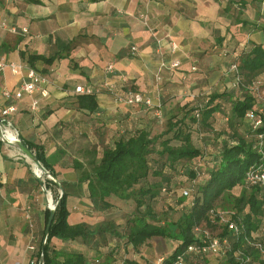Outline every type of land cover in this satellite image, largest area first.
<instances>
[{"label":"crops","instance_id":"1","mask_svg":"<svg viewBox=\"0 0 264 264\" xmlns=\"http://www.w3.org/2000/svg\"><path fill=\"white\" fill-rule=\"evenodd\" d=\"M228 7L229 0H0V56L20 64L0 75V110L16 105L17 111L8 119L20 138L44 148L69 193L70 224L97 226L107 219L104 214L115 212L92 207L89 180L82 178L105 149L139 130L161 133L180 106L203 94L229 90L225 85L238 52L246 43H264V6L256 10L255 19L246 16L247 9L239 13V7ZM254 21L256 34L249 33ZM12 27L17 31H11ZM176 60L179 67H172ZM29 69L45 78L47 95L5 97L4 89L15 92L28 80ZM124 84L160 104V117L145 106L117 103L109 86ZM77 85L100 90L94 111L80 106ZM77 161L81 169L75 167ZM49 197L25 156L4 144L0 151V264L36 263ZM251 236L264 243V227ZM169 240L153 237L140 253L131 251L129 256L159 264L164 251L159 244L168 247ZM75 243L84 242L51 241L56 250L84 249Z\"/></svg>","mask_w":264,"mask_h":264},{"label":"trees","instance_id":"2","mask_svg":"<svg viewBox=\"0 0 264 264\" xmlns=\"http://www.w3.org/2000/svg\"><path fill=\"white\" fill-rule=\"evenodd\" d=\"M253 1H257L259 6L264 3V0ZM249 4L248 0H229L228 8L239 7L240 13ZM237 56L238 61H235L241 79L237 88L203 94L180 106L178 112L167 119L165 132L159 135L143 129L132 136L121 137L114 147L104 150L91 172L83 174L82 178L89 180L88 189L95 209L111 211L114 207L111 197L134 198L135 209L124 230L119 231L113 222L97 226L86 222L70 224L69 193L61 182L64 193L59 192L56 198L44 264L102 263L99 258L91 262L83 251L53 249V238L82 240L96 249L98 255L103 254L100 253L103 241L106 245L112 243V249L104 252L102 264H110L113 260L118 264H150L129 254L131 251L140 253L153 237L168 238L177 243L163 264H174L181 256L182 264H210L213 258L218 259L215 264H238V249L249 256L245 264H264V254L244 239V235L250 236L252 231L264 227L259 189L249 188L244 182L249 168H264V95L260 98V90L246 87L249 81L256 79L254 75L264 72V43H246ZM33 58L30 56V60ZM79 102L89 111H94L98 105L95 94H81ZM249 112L263 122L255 125L247 116ZM195 136L211 141L214 144L212 151H208L206 145L198 146ZM20 139L57 178L53 164L45 157L44 148ZM3 146L0 139V151ZM75 167L81 169L83 165L77 161ZM178 174L180 180L176 182ZM153 177L160 178L152 180ZM46 185L58 186L53 180L46 181ZM241 186H244L241 194H234L233 190ZM245 187L251 193L246 192ZM184 189L189 190V196L183 195ZM220 200L223 201L220 203ZM170 210H174L176 216ZM49 214L50 210L47 211V220ZM220 214L243 225L244 235H235L229 230L220 221ZM211 227L217 228L216 234ZM198 228L209 229L213 235L228 238L230 249L223 255L200 250L189 252V246L205 244L204 235ZM44 237L45 231L35 264H39Z\"/></svg>","mask_w":264,"mask_h":264},{"label":"built area","instance_id":"3","mask_svg":"<svg viewBox=\"0 0 264 264\" xmlns=\"http://www.w3.org/2000/svg\"><path fill=\"white\" fill-rule=\"evenodd\" d=\"M3 27L7 28L5 24H3ZM10 30L13 32L17 31L15 27L10 28ZM23 31L26 33L28 32L26 28H24ZM131 50L133 51V53L137 52V47L132 46ZM172 50L173 51L177 50L176 44L172 45ZM165 65L166 62L163 61L162 66ZM179 65L180 62L178 60L172 62L171 64L172 67H179ZM7 67H10L12 69H17L20 68V64L8 61L4 57L0 56V75L3 72V70ZM108 71L112 73L113 67L109 66ZM238 72L239 69L237 63L235 62L231 64L229 73H231L234 76L237 85L240 83L241 80ZM45 82L46 80L41 74H38L34 69H29L28 80L22 82L19 89L16 90L15 92H10L9 90L4 89L3 95L7 98L14 97L16 99H21L24 94L33 95L36 92H40L43 96H46L47 90L43 88ZM109 88L112 91L114 95V99L117 103L125 104L128 106H145L149 110H154V114L160 117L161 115L160 104L155 103L150 96H147L143 92L137 91L130 86H126V84L122 85V87H117L116 85H110ZM75 92L78 94H97L100 92V90L97 88H93L92 86L77 85L75 87ZM36 104L37 101L34 100L33 107H35ZM15 111H17L16 105H10L2 108L0 110V119L5 134H6L5 128L13 129L16 133V136L14 138H18L19 137L18 131L15 129L13 122L8 119L11 113ZM247 116L252 118L254 124L257 126L263 122L261 118L255 117L253 112H249ZM244 182L246 186H248L249 188L259 189L260 198L262 201L263 222H264V168L262 166H254L249 168L245 172ZM183 195L189 196V190L184 189ZM220 221L226 224L228 229L233 231L235 235H244V231H245L244 226L238 224L234 220L227 219L226 215L220 214ZM198 230L202 231L205 238V244L200 245L198 247L191 245L187 249L189 252L200 250L202 252L223 255L230 249L228 238L225 237L220 238L219 236L213 235L211 231H209V229L198 228ZM244 239L246 240L247 244H251L252 246L258 248L259 251L262 254H264V243H262L260 240H258L257 238L251 235L250 236L244 235ZM236 255H237L238 264H245L249 260V256L245 254L244 250L242 249H238L236 251ZM164 259L165 256H161L160 258H158V263L163 264ZM174 264H182V256L178 257V259L175 261Z\"/></svg>","mask_w":264,"mask_h":264},{"label":"rangeland","instance_id":"4","mask_svg":"<svg viewBox=\"0 0 264 264\" xmlns=\"http://www.w3.org/2000/svg\"><path fill=\"white\" fill-rule=\"evenodd\" d=\"M261 6H264V3H262L261 4ZM260 7L259 6V4L257 3V1H253L252 3H250L249 4V6H248V8H247V10H246V16L247 15H249V17L248 18H256V10L258 9V8ZM245 14V13H244ZM243 17V16H242ZM249 23H251L252 24V22H250V21H248ZM257 22H260V21H257ZM263 23H264V19H263V21H262ZM254 23H255V21L253 22V26L251 27H249V29H251L250 31H249V33H252V32H256V28H257V26H255L254 25ZM263 31H264V28H263ZM256 34V33H255ZM256 37V36H255ZM257 38V37H256ZM260 38V37H259ZM233 47H236V46H233ZM236 61H238V59L236 60ZM235 60H233V62H236ZM229 77V79H228V81L226 82V85H225V87L227 88L228 87V89L230 90V89H234V88H237V84H236V82H235V78H234V76L230 73V76H228ZM254 77L256 78L255 80H252V81H249V83L250 84H248L246 87L248 88V87H250V88H252V89H258V90H260L259 92H258V94H259V96H260V98H263V95H264V72L262 73H259V74H257V75H254ZM246 80V79H245ZM243 81V80H242ZM229 82V84H227ZM254 82V83H253ZM262 82V83H261ZM240 85V84H239ZM252 91V90H251ZM166 128H167V126H165V129L163 130V131H161V132H165V130H166ZM160 133H158L157 135H159ZM196 137V136H195ZM195 140V143L198 145V146H203V145H206V147L207 148H209L208 149V151L210 150V151H212L211 149H213V145L214 144H212L211 143V141H208V139L206 140V139H204V137H199V136H197L196 137V139H194ZM26 158V157H25ZM26 160L33 166V168H34V170H35V172L37 173V174H40V172H39V170L36 168V166L31 162V160L27 157L26 158ZM42 177H43V180H44V184H45V187H44V191H45V193L48 195V196H50L49 198H51V203L52 204H56V198H57V195L59 194V192L61 193V190H60V187H59V185L56 187V188H54V187H52V186H47L46 185V181H48V180H51V178L49 177V175L48 174H43L42 175ZM158 178V177H157ZM157 178H151L152 180H157ZM160 178V177H159ZM158 178V179H159ZM57 180L61 183V181L57 178ZM175 180H176V182H178L179 180H180V175L178 174V175H176V178H175ZM62 184V183H61ZM138 186H136L135 188H137ZM182 187V186H181ZM243 188H244V186H241L240 188H235L234 190H233V193L234 194H236V195H240L241 194V192L243 191ZM247 187H245V190H246V192H248V193H251V191H250V189H246ZM70 191H74V192H79L80 190H73V189H71ZM179 194V191L176 193V195H178ZM223 201V200H222ZM221 200L219 201L220 203L222 202ZM113 202V204H114V207H113V209H114V213L113 214H111L112 216H110V215H103L105 218H107V219H105L104 221H102V222H99V224L100 223H102V224H106L107 222H113L114 224H115V228H117L119 231H121V230H124V227H125V225H126V222H127V220H128V218L132 215V212L134 211V209H135V201H134V198H130V199H119V198H114V200L112 201ZM225 202V201H224ZM225 204H227L226 202H225ZM164 210L166 209L165 207L163 208ZM160 210H161V208H160ZM171 212H172V215H175L176 213L174 212V210H170ZM176 216V215H175ZM113 218V219H110V218ZM211 229L214 231V234H216V229L217 228H213V227H211ZM169 245H167L168 247H166V246H164L163 244L164 243H162L161 242V244H159L160 246L162 245V247H161V250H164V251H162V255L163 256H168V255H170L172 252H173V248H174V246L177 244L176 243V241H171V240H169ZM149 245H152V244H149ZM79 247V248H81V247H83L84 249H82V251L83 252H85L87 255H88V258H89V260L91 261V262H94L96 259H101V261H102V263H103V260L105 259V253H103L102 255H98L97 253H96V249H94V248H91L90 247V244L89 243H87V244H85V242L83 243V244H81L80 243V245H79V243H75V247ZM103 250H104V252H106V250H107V246L108 245H106V243L103 241ZM151 247V246H150ZM164 248V249H163ZM148 250V249H147ZM143 252V251H142ZM147 252H151L152 253V250L151 249H149ZM217 260L218 259H216V258H213L210 262L211 263H213V264H215L216 262H217ZM112 262H116L115 264H118V261L117 260H113ZM102 263H100V264H102ZM210 263V264H211ZM111 264V263H110Z\"/></svg>","mask_w":264,"mask_h":264},{"label":"water","instance_id":"5","mask_svg":"<svg viewBox=\"0 0 264 264\" xmlns=\"http://www.w3.org/2000/svg\"><path fill=\"white\" fill-rule=\"evenodd\" d=\"M0 139L2 140V142L4 144L12 146L14 148H17L26 158L28 157L31 160V162L36 166L37 169L40 170V174H38V177L41 180V184L43 186V189L45 187V184H44V180H43L42 175L48 174L49 177L51 178V180H53L54 182H56L59 185L60 190H61V194L64 193V188H63L62 184L57 180V178H55L50 172H48L45 169V167L43 166L41 161L36 156L35 152L20 139V136L18 138L12 139L5 134V132L3 130L2 123H1V119H0ZM56 206H57V202H56V204H51L49 206L50 214L48 216V220L46 223L45 237H44V240L42 243V248H41L42 254H41V257L39 260V264L45 263L44 251H45V247H46L47 237L49 235L50 228H51V225H52L53 220H54Z\"/></svg>","mask_w":264,"mask_h":264},{"label":"bare ground","instance_id":"6","mask_svg":"<svg viewBox=\"0 0 264 264\" xmlns=\"http://www.w3.org/2000/svg\"><path fill=\"white\" fill-rule=\"evenodd\" d=\"M6 130V134L10 137V138H14L16 136V133L13 129H9V128H5ZM39 170V169H38ZM40 172V170H39Z\"/></svg>","mask_w":264,"mask_h":264}]
</instances>
